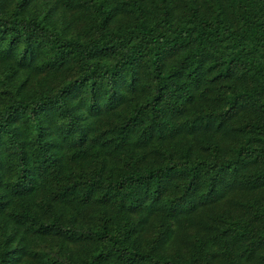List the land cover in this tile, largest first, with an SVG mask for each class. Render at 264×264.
Masks as SVG:
<instances>
[{
    "label": "trees",
    "instance_id": "trees-1",
    "mask_svg": "<svg viewBox=\"0 0 264 264\" xmlns=\"http://www.w3.org/2000/svg\"><path fill=\"white\" fill-rule=\"evenodd\" d=\"M0 264H264V0H0Z\"/></svg>",
    "mask_w": 264,
    "mask_h": 264
}]
</instances>
